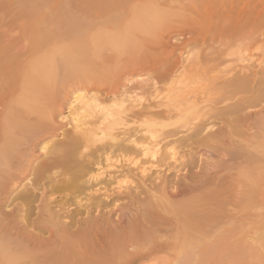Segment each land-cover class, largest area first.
<instances>
[{
  "label": "bare ground",
  "instance_id": "obj_1",
  "mask_svg": "<svg viewBox=\"0 0 264 264\" xmlns=\"http://www.w3.org/2000/svg\"><path fill=\"white\" fill-rule=\"evenodd\" d=\"M161 1L39 0L8 22L0 17V264H192L204 254L207 262L217 250L208 243L215 215L199 207L219 198V224L230 231L238 219L232 207H246L250 193L264 208V47L251 60L245 45L230 43L241 35L264 41L256 9L264 1H189V34L209 16L219 19L213 37L172 43L170 32L150 45L138 31L170 11V0ZM237 8L238 24H229ZM155 53L160 59L146 63ZM228 62L235 65L223 68ZM144 64L148 85L120 94L123 77ZM196 80L200 93L181 87ZM81 84L121 99L104 105L75 91ZM72 103L78 108L64 130L59 119ZM143 157L163 170L144 167L134 186L103 173L113 161L136 165ZM225 169L232 175H220ZM241 214L244 236L250 215ZM229 230L220 232L227 240Z\"/></svg>",
  "mask_w": 264,
  "mask_h": 264
},
{
  "label": "rangeland",
  "instance_id": "obj_2",
  "mask_svg": "<svg viewBox=\"0 0 264 264\" xmlns=\"http://www.w3.org/2000/svg\"><path fill=\"white\" fill-rule=\"evenodd\" d=\"M155 1H158V0H155ZM164 0H162L161 1V3L163 2ZM166 2H168V0H165ZM189 1H190V3H194V4H198L199 2H204V1H210V2H212V3H214V5L217 7V6H219V4L220 3H222V2H226V1H228V0H170V2L173 4H171V5H169L170 7H171V9H170V11L165 15V16H163V18H166L168 21H166L165 19H163L162 17V21L161 20H158V21H151L150 22V26L149 25H147L143 30H140V31H138L139 33H141V36H144V34H145V39H146V41L148 42V43H150V45L151 44H154V42H155V40H156V38L159 36V35H168L170 32H171V42L173 43H177L178 42V40L179 39H182L183 38V36H190V37H192V39H193V41L194 42H196V43H201L202 41H204V40H209L210 38H212L213 37V35L215 34V32H216V28H217V26H218V22H219V19H217L216 17L215 18H212V19H209V16L208 17H206V20L205 21H202L201 23H199V25L195 28V29H193L192 30V34H189V31H191V26H190V24L187 22V20H189V12H188V10L186 9L187 8V6L188 5H190V3H189ZM237 1V0H236ZM245 1V0H244ZM259 1V0H258ZM262 1H264V0H262ZM38 2H39V0H0V17H3V19L5 20L4 22H8L9 20V18H11V17H13V16H15L16 14H19V13H21V11L22 10H26V9H31V10H34L35 8H36V6H37V4H38ZM159 2H160V0H159ZM182 2H184V3H182ZM186 2V3H185ZM258 3H260V4H258V6L259 7H257L256 9L258 10V8H259V10L262 12L261 14H264V2L263 3H261V2H258ZM167 4H169V2L167 3ZM180 6H179V5ZM182 5H183V7H182ZM252 6V5H251ZM254 6V5H253ZM177 7L179 8L180 7V9L178 10L177 9ZM181 7L182 8H184V10H187V12H185L183 9V11L181 10ZM235 12V13H234ZM233 13H232V16H230V18H231V20L230 21H232L231 23H229V24H232V23H234L235 25L236 24H238V23H235L239 18H240V16L242 15V13H243V11H242V9H240V8H237V10H235ZM171 13V14H170ZM184 14V15H183ZM9 18H8V17ZM178 16V17H177ZM264 16V15H263ZM7 17V18H6ZM172 18V19H171ZM238 18V19H237ZM0 19H2V18H0ZM169 19H171V21L169 20ZM186 19V20H185ZM237 19V20H236ZM264 19V18H263ZM7 20V21H6ZM164 20V21H163ZM154 22V23H153ZM159 22H161V23H163L164 22V24H162V26H161V23H160V26L159 25H157L156 26V23L157 24H159ZM176 23V25H175V23ZM187 22V23H186ZM166 23V24H165ZM233 24V25H234ZM153 25H155V26H153ZM173 25V26H172ZM233 25H231V27H233ZM165 26H168L167 28H165ZM151 27V28H150ZM156 27V28H155ZM165 28V29H164ZM169 28V29H168ZM148 29H150V30H148ZM166 29L168 30L167 32H166ZM260 30H263L264 31V26L263 27H261V28H259ZM153 30H156V31H154L153 32ZM165 30V31H164ZM144 31V32H143ZM150 33H149V32ZM156 32H158V33H156ZM179 32V33H178ZM177 33V34H176ZM158 34V35H157ZM138 38V37H137ZM230 43H232V44H235V45H245L247 48H248V52H247V54H246V57H249L251 60H255V58H257V57H260L261 55H262V50L261 49H263V47H264V41H261V40H259V39H255V40H249L248 38H246L245 37V35H241V36H238V37H234L231 41H230ZM139 44L141 45L142 44V42H139ZM261 52V53H260ZM257 56V57H256ZM156 58V59H160V54L159 53H155V54H152V55H150L148 58H147V62L146 63H151V61L153 60V58ZM146 64H144V65H139V66H135L134 68H133V70L131 71V73H133V74H130L129 76H128V74L130 73H128L127 75H125L124 77H123V79H122V84H121V86H120V91H118L120 94L122 93V92H124V93H131L132 94V88H134L135 86H137V84H139V83H142V84H146V85H148V83L150 82H145L146 80H148L149 79V77L150 76H148V73L145 71L146 69V66H145ZM148 65V64H147ZM150 65V64H149ZM233 66V65H235V63H232V62H228V63H225V64H223L222 65V67L223 68H230L229 66ZM144 66V67H143ZM137 67H139V69L137 68ZM136 68H137V70H136ZM143 69V71H141ZM133 71H135V72H133ZM140 72H142V73H140ZM138 73V74H137ZM201 74V73H200ZM146 75V76H145ZM204 75V74H203ZM201 76H202V74H201ZM125 78V79H124ZM134 78V79H133ZM148 78V79H147ZM202 78H204V77H202ZM141 80V81H140ZM183 86H187V92H189L190 93V89L191 90H196V92L198 91V93H200L201 92V90L203 91V89H201V87H202V85L201 84H198V82H197V80L195 81V82H189V81H184V84H182L181 85V87H183ZM188 87H189V89H188ZM78 88H80V89H78ZM145 88H147V87H145ZM203 88V87H202ZM95 89V88H94ZM93 89V87H89V84H81V85H79L78 87H76L75 88V91H78L79 93H82V95H86V94H89V96L91 95V96H95V97H97V98H100V99H98V102L100 101L101 103L102 102H104L103 104L104 105H107V106H109V105H111L112 104V102H114V101H117L118 99H121V97H120V94L119 95H111V96H107L106 97V95H104L105 93L103 92L102 94H100L99 96L98 95H96L95 93H94V90ZM201 89V90H200ZM193 91V92H194ZM200 91V92H199ZM77 92V93H78ZM196 92H194V93H196ZM84 93V94H83ZM138 93V92H137ZM191 93H192V91H191ZM130 94V96H132ZM147 95H146V99H147ZM145 99V98H144ZM143 99V100H144ZM102 100V101H101ZM100 103V104H101ZM108 103V104H107ZM144 103H145V101H144ZM79 105V104H78ZM78 108L77 107V104H74V103H72V104H70V105H66L65 107H64V111H63V116H67V117H65L64 119H59V122L61 123V126H62V128L64 129V130H67V129H70L71 127V125L73 124V122H72V116H73V114H71V113H74L73 112V110L74 109H76V108ZM74 108V109H73ZM112 108V107H111ZM72 111V112H71ZM69 112V113H68ZM91 112H93V111H91ZM90 112V113H91ZM94 113H92V115H93ZM71 115V116H70ZM88 119V118H87ZM85 120L86 122H90V118L88 119V120ZM62 120V121H61ZM95 120H97L96 118H95ZM93 118H91V121H95ZM213 126H214V128H217L218 126H221L219 123H213L212 124ZM68 127V128H67ZM70 127V128H69ZM160 138L158 137L157 139H155V141H158ZM160 146V148H161V151L162 150H166L167 151V148L165 149V148H163V147H161V144L159 145ZM177 152H178V154L180 155V156H187V154L188 155H190L191 154V152L189 151V150H187L186 148L185 149H182V148H178L177 150H176ZM178 154H177V158H179L178 157ZM194 155H196V154H194ZM218 155V153H216V154H214V160L211 158V161H213V162H215V160L217 161V156ZM200 156H202V155H198V156H195V158H196V160L197 159H200L201 157ZM217 156V157H216ZM204 157V158H203ZM182 158H184V157H182ZM210 158L209 159H207V157L205 158V156H202V160L204 161V160H206V161H209L210 160ZM146 159V161H148V162H146V161H144ZM201 160V159H200ZM122 161V160H121ZM170 160H168V162H169ZM141 162V163H140ZM145 164H144V163ZM170 162H173V160L172 161H170ZM113 163L115 164H113V166H111V167H109V168H107V170H105L103 173H105L106 171V175L108 174V175H110L111 177L113 176L114 178L116 177V178H121V180H119V181H121V183H123V181H124V179H125V181H128V179H129V182H133V183H131V185L129 184V182L127 183V185H130V186H134V184L141 178V177H143L144 175H143V173H141L140 174V172L142 171L141 169H143L144 167H146V169H147V167H149L150 166V168H151V163L149 162V159H148V157H143V158H140V160L138 161V165L136 164V165H132V164H129L128 162H126L125 163V161L123 160L122 161V165L120 164V162H117V163H115V161H113ZM149 163V164H148ZM120 165V166H119ZM124 165V166H123ZM119 166V167H118ZM138 167H139V169H138ZM130 168V169H129ZM149 169V168H148ZM147 169V170H148ZM153 169V170H152ZM231 169V168H230ZM230 169H229V171H230ZM134 170V171H133ZM151 171H153V172H159L160 170H163V169H160V168H151L150 169ZM228 171V169H225L224 170V172L222 171L221 173H220V175H232V172L231 171H233L232 169H231V171L230 172H227ZM157 172V173H158ZM171 172V171H170ZM169 172V173H170ZM236 172V171H235ZM226 173V174H225ZM146 174H148V175H151V172H148V173H146ZM233 174H235L234 172H233ZM126 175V176H125ZM141 176V177H139V176ZM248 174H245V176H247ZM123 176H124V178H123ZM126 177V178H125ZM119 178V179H120ZM128 178V179H127ZM127 179V180H126ZM135 182V183H134ZM124 184V183H123ZM123 184H121V185H123ZM114 185V184H113ZM112 185V186H113ZM114 187L116 188L117 186H116V183H115V185H114ZM114 187H112V188H114ZM253 195V196H252ZM256 195V193H250V197H251V201L249 202V203H247L248 205H246V207H245V205H244V208L242 209V207L239 205H235L234 207H232V211H234V213L232 212V214H233V219L235 220L236 219V216L234 217V215H237V218L238 219H236V223H235V221H233V220H231V222H234V226L232 225V231H230L229 230V227L230 226H228V225H225V224H219V221H220V223H222V220H221V217L220 216H218V215H220V211L223 209L224 210V205H219V203H220V201H219V198H217L216 196L214 197V199H213V197H212V201L210 202V203H208V204H205L204 206H202V207H199V210L201 209L202 210V213L203 214H207V216H214L212 219H215V220H213L214 221V232H215V235L214 236H216L215 238L213 237V238H211L210 240H208L207 242L210 244V247H211V245H212V248H213V246H217L216 248H217V250L215 249V247H214V249H215V251H218V250H220L219 252H211V253H207L208 255V257H209V255H210V259H211V257H213L212 258V260H210V263L209 264H212L211 262H213L214 263V260L213 259H215V263L214 264H229V263H232V264H236V263H238V264H244V263H246V264H259V262L260 263H262V264H264V253H262V252H264V249H263V247H264V244H262V243H264V229H263V227H264V208L263 207H261V206H259L258 204H256V203H252V200L254 199V196ZM221 197H223V196H221ZM119 201H121V202H119ZM118 201V203H120V204H125V202H126V200L125 199H121V200H119ZM122 201H123V203H122ZM219 203H218V202ZM179 203H177V204H181V205H183L184 203H187V201L186 200H183V201H178ZM117 203V204H118ZM162 202H160L159 201V204H158V202H157V205H160V206H163L164 208H167V207H165L166 205H168V204H161ZM251 203V205H249ZM253 204V205H252ZM165 205V206H164ZM179 205H177L178 206V209H179ZM208 205V206H207ZM258 205V206H257ZM209 206L210 207H212V212L210 211L211 210V208H210V210H209ZM248 206H249V208H248ZM253 206H255V208L253 207ZM257 206V207H256ZM183 207H184V205H183ZM262 209H261V208ZM217 210H216V209ZM219 208H220V210H219ZM237 209V210H236ZM246 209V210H245ZM251 209V210H250ZM253 209V210H252ZM255 209V210H254ZM261 209V210H260ZM206 210H208V211H206ZM242 210H243V212L247 215V217L250 215V217H248L249 219V224L250 223H252L251 225H249L248 224V227L246 228V230H245V235L243 236V235H241V232H240V225H237V224H239V217H240V214L241 215H243V212H242ZM247 210H248V212H247ZM258 210H260V211H258ZM178 211V210H177ZM215 211V212H214ZM253 211H255V212H253ZM256 211H258V212H256ZM205 212V213H204ZM210 212V213H209ZM219 214H218V213ZM213 213H215V214H213ZM254 213H256V214H258V213H262V217L260 218V219H257V221L255 220V218H254V216H253V214ZM217 214V215H216ZM255 214V216H257ZM211 216V217H212ZM217 217H219V218H217ZM253 217V218H252ZM217 218V219H216ZM252 218V219H251ZM220 219V220H219ZM217 220V221H216ZM202 221V220H201ZM212 221V222H213ZM217 223H216V222ZM239 221V222H238ZM202 222H207V221H202ZM238 222V223H237ZM254 223H255V225H254ZM257 223V224H256ZM213 224V223H212ZM216 224V225H215ZM236 225L237 226H239V230H238V228L236 227ZM223 226H225V229H224V227ZM253 226V227H252ZM260 227V230H259V228L258 227ZM223 228V229H221V228ZM251 227V228H250ZM262 227V228H261ZM237 228V229H236ZM253 228H255V229H253ZM258 229V231H257V229ZM206 229V230H205ZM207 229L208 228H204V230H205V232L207 231ZM217 229H219V230H217ZM233 229H234V231H233ZM249 231H248V230ZM262 229V230H261ZM225 230H229V233H231V234H228V235H230V237H231V239H230V237H229V239L228 240H230V241H228L227 240V237L225 238V235H223L222 233H220V232H224ZM217 231V232H216ZM248 231V232H247ZM257 231V232H256ZM261 233H260V232ZM203 232V231H202ZM257 233V234H255V233ZM238 233V234H237ZM251 233H252V236H254V237H252V236H250L251 235ZM253 233H254V235H253ZM232 234H233V236H232ZM237 234V235H236ZM240 234V235H239ZM256 235V236H255ZM261 235V236H260ZM220 236H224V239H223V237H221L222 238V241L221 240H219V239H221V238H219ZM243 238H242V237ZM246 236V237H245ZM241 239H240V238ZM248 237V238H247ZM249 237H251L252 239H255L254 240V242H252V241H250V239L251 238H249ZM219 238V239H218ZM234 238H236L235 240H234ZM246 238V240H245V243L243 244V242H244V239ZM263 238V239H262ZM247 239H249V241L247 240ZM257 239H258V242H257ZM212 240V241H211ZM219 240V241H218ZM226 240V241H225ZM234 240V241H233ZM237 241H239V242H237ZM241 242V243H240ZM247 242V243H246ZM261 244H260V243ZM232 243H236V244H238V243H240L239 245H236V244H232ZM252 243V244H251ZM258 245V247L256 246V244ZM242 244V245H241ZM207 245V244H206ZM220 245V246H219ZM222 245V246H221ZM244 245V247H242ZM253 245V246H252ZM255 245V246H254ZM229 246V247H228ZM249 246V247H248ZM232 247H235V248H232ZM239 247H241L239 250H237V248H239ZM253 247V248H252ZM252 248V249H251ZM260 248H262V249H260ZM231 249V250H230ZM248 250V251H246V250ZM258 252H257V251ZM222 251V252H221ZM240 251V252H239ZM241 251H243V252H241ZM220 252H221V254H220ZM225 252V253H224ZM239 252V253H238ZM256 253V255H254V254H250V253ZM213 253H216V255L215 254H213ZM217 253L218 254H220V255H217ZM240 253L242 254V255H240ZM246 253H247V255H246ZM249 253V254H248ZM258 253L260 254V256L258 255ZM246 256H245V255ZM229 255V256H228ZM258 255V256H257ZM204 256H206L205 254L203 255V256H200V258H198L199 259V263L198 262H196L195 261V263H192V264H208V261H209V259H208V257H205V259H206V261L207 262H205V260H204ZM216 256V257H215ZM221 256V257H220ZM224 256H225V258H224ZM226 256L228 257V258H226ZM232 256V257H231ZM239 256V257H238ZM246 257V258H245ZM248 257L250 258V259H248ZM255 257V258H254ZM259 257V258H258ZM185 258V257H184ZM187 258H189V256H186V259ZM231 258H234V260L232 261L231 260ZM237 258V259H236ZM241 258V259H240ZM242 258H243V260H242ZM261 258V259H260ZM226 259H228V260H226ZM245 259V260H244ZM259 261H257V260ZM201 260V261H200ZM202 260H204V261H202ZM237 260V261H236ZM241 260H242V262H241ZM247 260V261H246ZM256 260V261H255ZM227 261V262H226ZM244 261H246V262H244ZM252 261V262H251ZM255 261V262H254ZM224 262V263H223Z\"/></svg>",
  "mask_w": 264,
  "mask_h": 264
}]
</instances>
